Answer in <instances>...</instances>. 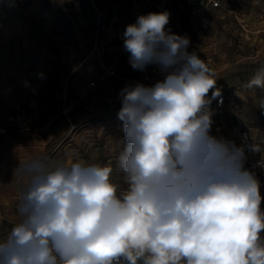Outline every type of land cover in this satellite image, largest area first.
<instances>
[{
  "label": "clouds",
  "instance_id": "1",
  "mask_svg": "<svg viewBox=\"0 0 264 264\" xmlns=\"http://www.w3.org/2000/svg\"><path fill=\"white\" fill-rule=\"evenodd\" d=\"M169 20L149 12L123 33L134 70L164 73L120 90L126 187L79 155L20 162L19 220L0 238V264H264L260 181L243 147L210 134L221 90ZM247 87L264 88V67Z\"/></svg>",
  "mask_w": 264,
  "mask_h": 264
},
{
  "label": "rangeland",
  "instance_id": "2",
  "mask_svg": "<svg viewBox=\"0 0 264 264\" xmlns=\"http://www.w3.org/2000/svg\"><path fill=\"white\" fill-rule=\"evenodd\" d=\"M94 3L104 12L99 37ZM130 3L0 0V112L32 98L46 113L39 120L48 150L43 157L53 163L79 155L86 162L110 166L111 179L121 188L126 185L117 167L124 136L117 117L119 93L140 82L129 56L121 54L116 33L133 24ZM210 18H182L174 31L190 38L188 51H197L215 74L217 87L229 88L234 96L230 113L246 123L255 146L264 152V88L247 87L264 67V0H240Z\"/></svg>",
  "mask_w": 264,
  "mask_h": 264
},
{
  "label": "built area",
  "instance_id": "3",
  "mask_svg": "<svg viewBox=\"0 0 264 264\" xmlns=\"http://www.w3.org/2000/svg\"><path fill=\"white\" fill-rule=\"evenodd\" d=\"M237 1L240 0H131L130 19L132 23H135L139 15H144L149 12L168 11L170 13V20L166 27L175 33L174 29L180 26L182 18L190 20L191 22L198 20L208 22L211 21L210 17L214 12H228L230 6ZM94 6L96 8L97 36L99 37L104 28V12L96 3H94ZM124 31H118V37L123 46L121 54L129 56L130 54L124 49L123 45ZM137 71L140 75V83L146 86H152L158 80L164 78V73L155 65H149L144 71ZM219 89L221 90V97L213 100L208 106L213 113V124L210 134L217 137H224L234 142L237 147H243L246 156L245 167L255 173L257 179L260 181L261 195L264 196V152L252 150L253 146L255 148L257 147L254 144V137L251 132L246 129V123L240 119L233 118V115L230 113V105L234 101V96L229 91V88ZM208 95L211 97V91ZM221 98L223 102L219 103ZM34 106L35 102L26 104L15 103L8 112L7 117L1 121L0 126L10 130L31 131L34 128V117L30 109ZM261 208L264 210V201H262ZM138 264H142V261H138Z\"/></svg>",
  "mask_w": 264,
  "mask_h": 264
},
{
  "label": "crops",
  "instance_id": "4",
  "mask_svg": "<svg viewBox=\"0 0 264 264\" xmlns=\"http://www.w3.org/2000/svg\"><path fill=\"white\" fill-rule=\"evenodd\" d=\"M100 5L104 6L102 3ZM116 5L120 7L119 3H116ZM129 9L131 10L130 4ZM113 22L118 23V20L113 18ZM119 30L117 28L116 33ZM29 102H35V106L30 109V112L34 117L36 128L31 131H22L4 129L0 126V238L6 236L19 220L17 204L21 177L19 173H15V170L19 167L20 162L28 161L35 157H43L48 151L45 144L46 140L44 138L41 140L40 131L42 128L39 123V120L46 114L45 110L40 108L32 98L18 101V103L22 104ZM68 104L70 102L67 99L64 100V105L67 106ZM8 111L0 112V121L7 117ZM73 111L72 109L69 113ZM41 142L44 143V146L41 145Z\"/></svg>",
  "mask_w": 264,
  "mask_h": 264
}]
</instances>
